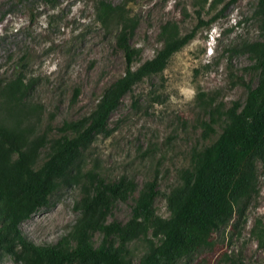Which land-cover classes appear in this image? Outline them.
<instances>
[{
  "label": "rangeland",
  "instance_id": "rangeland-1",
  "mask_svg": "<svg viewBox=\"0 0 264 264\" xmlns=\"http://www.w3.org/2000/svg\"><path fill=\"white\" fill-rule=\"evenodd\" d=\"M97 1L0 0V87L19 74L29 80L31 98L41 105L42 128L90 114L104 89L126 70L116 39L118 26L98 19ZM104 1L125 4L136 21L130 38L139 50L134 68L161 48L158 33L165 21H177L183 32L195 30L162 73L146 77L123 97L111 113L107 131L95 137L82 161L85 170L95 167L110 180L125 175L136 183L133 197L119 202L110 219L125 223L135 198L152 180L158 191L156 213L168 217L167 193L178 184L180 170L190 165L191 151L206 142L203 122L209 119L208 103L223 108L234 101L243 103L247 88L242 81L252 85L258 81L260 74L249 68L253 60L243 49L262 39L258 1L222 0L214 8L212 0ZM76 89L79 94L73 101ZM257 175L258 194L242 201L209 244L176 264H229L236 258L264 264V248L253 233L258 221L264 223V160L258 161ZM80 198V184L59 188L46 206L21 223L23 234L36 244H57L79 219L75 205ZM102 237L95 232L94 243ZM149 239L159 242L151 230L130 243L135 260L147 251ZM0 264L23 262L1 252Z\"/></svg>",
  "mask_w": 264,
  "mask_h": 264
},
{
  "label": "trees",
  "instance_id": "trees-1",
  "mask_svg": "<svg viewBox=\"0 0 264 264\" xmlns=\"http://www.w3.org/2000/svg\"><path fill=\"white\" fill-rule=\"evenodd\" d=\"M257 1L262 39L246 43L243 49L253 60L249 68L260 74L258 81L255 85L242 81L247 88L243 103L234 101L225 108L208 103L209 119L203 122L206 142L191 151L190 165L180 170L178 184L167 193L168 217L156 213L158 191L152 180L135 198L125 223L110 219L119 202L133 197L136 183L125 175L110 180L95 167L85 170L82 161L95 137L107 131L111 113L123 97L146 77L162 73L195 30L183 32L177 21H165L158 33L161 48L134 68L139 53L130 43L135 19L125 4L98 0V19L106 26H118L116 39L126 70L104 89L90 114L42 128L41 105L31 98L29 80L19 74L0 87V253L23 264H176L209 244L242 201L259 192L257 164L264 160V0ZM221 3L212 0L211 7ZM78 94L76 89L73 101ZM203 95L198 93L200 98ZM71 183L81 186L75 205L79 219L57 244L34 243L23 234L21 223ZM258 222L253 233L264 248V223ZM151 230L159 242L149 239L147 251L135 260L130 243ZM95 232L103 234L99 244L93 241ZM229 264L247 263L236 258Z\"/></svg>",
  "mask_w": 264,
  "mask_h": 264
}]
</instances>
